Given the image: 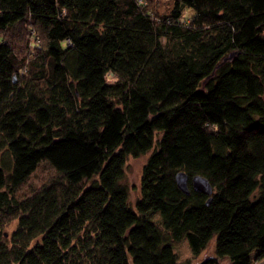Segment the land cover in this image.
<instances>
[{"label":"trees","instance_id":"trees-1","mask_svg":"<svg viewBox=\"0 0 264 264\" xmlns=\"http://www.w3.org/2000/svg\"><path fill=\"white\" fill-rule=\"evenodd\" d=\"M222 259L264 261V0H0V264Z\"/></svg>","mask_w":264,"mask_h":264},{"label":"rangeland","instance_id":"rangeland-1","mask_svg":"<svg viewBox=\"0 0 264 264\" xmlns=\"http://www.w3.org/2000/svg\"><path fill=\"white\" fill-rule=\"evenodd\" d=\"M186 12L188 14L192 13L191 10L189 9H187ZM32 43H33V39H32ZM29 48L32 50V47H29ZM146 159H147L146 156L135 158V159L129 158L126 162L125 173H124V178L122 180V184L126 186V188L128 189L129 203L131 206L135 204V202L137 201V199H139V196H140L141 169ZM14 229H15V225H12L10 228L6 230V232L9 235V233H11ZM214 245H215V239H212L209 242L206 250L197 257L192 255L186 240H183L178 245H175L173 247V250L178 255L180 260L194 259L195 262H200L205 257L213 254ZM259 263L263 264L264 261H261ZM221 264H229V263L227 259H222Z\"/></svg>","mask_w":264,"mask_h":264},{"label":"water","instance_id":"water-1","mask_svg":"<svg viewBox=\"0 0 264 264\" xmlns=\"http://www.w3.org/2000/svg\"><path fill=\"white\" fill-rule=\"evenodd\" d=\"M175 181L178 188L184 194H188L187 176L184 173H177L175 176ZM191 186L196 192L202 193L206 196H210L212 193V187L210 186L208 180H206L204 177L193 176L191 178ZM207 202H209V199Z\"/></svg>","mask_w":264,"mask_h":264},{"label":"built area","instance_id":"built-area-1","mask_svg":"<svg viewBox=\"0 0 264 264\" xmlns=\"http://www.w3.org/2000/svg\"><path fill=\"white\" fill-rule=\"evenodd\" d=\"M182 22V21H181Z\"/></svg>","mask_w":264,"mask_h":264}]
</instances>
